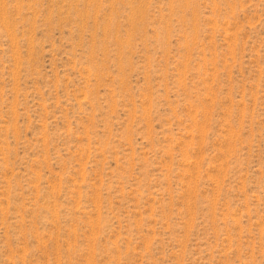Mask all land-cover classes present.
<instances>
[{
	"label": "rangeland",
	"instance_id": "obj_1",
	"mask_svg": "<svg viewBox=\"0 0 264 264\" xmlns=\"http://www.w3.org/2000/svg\"><path fill=\"white\" fill-rule=\"evenodd\" d=\"M0 264H264V0H0Z\"/></svg>",
	"mask_w": 264,
	"mask_h": 264
}]
</instances>
